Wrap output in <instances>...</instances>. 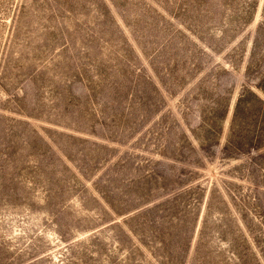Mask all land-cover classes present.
Returning a JSON list of instances; mask_svg holds the SVG:
<instances>
[{
    "label": "rangeland",
    "instance_id": "rangeland-1",
    "mask_svg": "<svg viewBox=\"0 0 264 264\" xmlns=\"http://www.w3.org/2000/svg\"><path fill=\"white\" fill-rule=\"evenodd\" d=\"M0 264H264V0H0Z\"/></svg>",
    "mask_w": 264,
    "mask_h": 264
}]
</instances>
